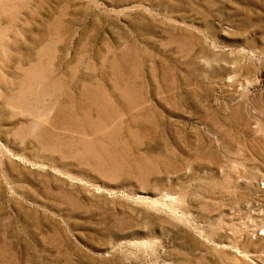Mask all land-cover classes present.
<instances>
[{
  "label": "rangeland",
  "instance_id": "1",
  "mask_svg": "<svg viewBox=\"0 0 264 264\" xmlns=\"http://www.w3.org/2000/svg\"><path fill=\"white\" fill-rule=\"evenodd\" d=\"M0 264H264V0H0Z\"/></svg>",
  "mask_w": 264,
  "mask_h": 264
}]
</instances>
